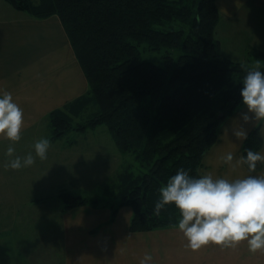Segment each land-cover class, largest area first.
I'll use <instances>...</instances> for the list:
<instances>
[{
	"label": "trees",
	"instance_id": "trees-1",
	"mask_svg": "<svg viewBox=\"0 0 264 264\" xmlns=\"http://www.w3.org/2000/svg\"><path fill=\"white\" fill-rule=\"evenodd\" d=\"M6 1L33 18L56 15L87 79L84 93L47 114L51 138L106 125L119 150L132 153L138 166L134 170L125 160L103 199L131 207L132 232L175 226L180 211L174 203L159 215L154 211L158 189L181 167L201 175L202 157L220 124L243 105L240 81L255 68L222 52L214 35L216 0ZM141 44L165 47L164 65L143 59ZM174 47L181 50L175 62ZM250 53L264 59L262 50ZM262 144L258 123L247 132L242 155ZM261 167L258 161L251 171ZM59 197L63 211L102 204L67 190Z\"/></svg>",
	"mask_w": 264,
	"mask_h": 264
},
{
	"label": "crops",
	"instance_id": "crops-1",
	"mask_svg": "<svg viewBox=\"0 0 264 264\" xmlns=\"http://www.w3.org/2000/svg\"><path fill=\"white\" fill-rule=\"evenodd\" d=\"M2 1L0 11L8 16L0 13V92L12 93L13 99L23 109L24 120L22 139L12 141L0 134V143H6V149L14 145L17 150L25 135L27 145L35 142L33 137L38 140L46 136L51 145L49 158H52L56 154L51 151L57 143L65 149L61 139H66L67 145L76 140L69 141L64 135L51 138L47 114L84 93L88 87L87 79L56 15L33 18L21 11H10ZM216 6L219 11L217 24L226 19L227 32L240 31L252 40L251 32L257 28L256 31L262 34L261 42H264V16H254L260 9L264 13V0H216ZM251 10L253 13L249 12ZM257 45H260L258 41ZM260 49L264 51V45ZM260 66H264V62H260ZM244 110L246 106L243 104L220 124L217 140L202 157L201 174L210 173L227 179L264 174V161L258 171H250L239 162L244 139L237 138L232 130L241 125L248 132L260 123L263 144L259 151L264 152V120L244 122L240 117ZM41 121L44 123L40 124ZM35 125L38 129L30 131ZM34 131L38 134L31 137ZM19 146L23 148V144ZM228 152L234 154L233 160L225 162L223 157ZM47 158L41 160L46 161ZM30 181L33 193L30 201L36 206L32 207L40 208L35 217L39 220L51 218L53 222L49 220V223L53 228L27 229L18 224V231L13 233L12 228L0 226V264H35L36 261L44 264L45 261L47 264H139V258L146 251L152 253L154 264H264V249L251 252L246 241L235 247H222L210 242L193 250L185 246L186 238L177 225L132 232L129 229L132 209L127 205L119 206L117 201L96 206L81 205L63 211L59 192L51 195L44 190L37 191L40 180ZM4 193H7V188ZM29 194L30 190L27 191ZM113 208H116L114 213ZM55 233L59 234L58 241ZM16 238H27L30 243L21 245Z\"/></svg>",
	"mask_w": 264,
	"mask_h": 264
},
{
	"label": "clouds",
	"instance_id": "clouds-1",
	"mask_svg": "<svg viewBox=\"0 0 264 264\" xmlns=\"http://www.w3.org/2000/svg\"><path fill=\"white\" fill-rule=\"evenodd\" d=\"M240 84V96L246 106L240 117L244 122L264 120V71L258 66L248 70ZM23 120V109L12 93L0 92V134L12 141L20 140ZM232 134L247 138L243 125L234 128ZM49 146L46 136L36 140V155L45 158ZM6 151L12 158L5 167L19 169L35 162L32 153L13 156L14 145H9ZM233 156L228 152L223 159L230 162ZM258 161H264V152L251 148L239 158L250 171L256 169ZM158 191L154 211L159 215L168 204L174 203L180 211L176 225L186 238V247L197 250L210 242L235 247L246 241L251 252L264 249V174L227 179L210 173L193 175L181 167ZM139 264H154L152 253L146 251Z\"/></svg>",
	"mask_w": 264,
	"mask_h": 264
},
{
	"label": "rangeland",
	"instance_id": "rangeland-1",
	"mask_svg": "<svg viewBox=\"0 0 264 264\" xmlns=\"http://www.w3.org/2000/svg\"><path fill=\"white\" fill-rule=\"evenodd\" d=\"M2 4L12 12L20 11L15 9L6 0H3ZM249 12L253 13V10ZM0 13L8 16L7 14H4L3 10L0 11ZM260 15L264 16L263 9H260L258 12L256 11L254 14L256 17ZM251 20H254V17H252ZM179 26L180 25L178 24L175 27ZM226 27L229 28L226 19L223 18L216 25L214 31L215 37L221 41L222 52L233 61H247L251 67H259L260 62H264V59H259L254 55H251L250 49L261 50V46L264 45V42H261L262 34H259L256 31V28V30L251 32L253 35L252 40H249L240 31L233 33L227 32ZM187 28L188 26H186V30ZM247 35L250 34L247 32ZM256 41H258L260 45L256 46ZM250 46L253 47L249 49ZM139 50L143 59L152 61L157 65H164V55L167 51L165 47L162 46L158 49H148L144 48V45L141 44ZM180 51V47H174V49L171 50L173 62L176 61ZM43 123L44 121H41L40 124ZM38 125H35L34 129L31 128L30 131L38 129ZM29 133L30 132H28V134ZM34 134H38L37 131H34L31 137H33ZM64 136H66L69 141L76 140L75 143L73 142L72 145H67L66 139H61L66 145L65 149L60 148L57 143L51 151L56 154L52 155V158H49L48 154V150L51 148L50 145L45 157L48 158L46 161H43L41 160L42 158L35 153V142L27 145V142H25V135L23 142L18 143L21 146L23 144V148L17 145L18 149H15L13 156L19 155L23 157L28 153H32L35 157V162L32 165L19 169L5 167L12 157L7 154V149L5 148L6 143H0V191H2V193L0 192V197H3V199L0 200L1 227L12 228L14 231L13 233L18 231L19 228H16V225L18 224L24 226L21 228L27 229L53 228V225L49 223V220L53 222L51 218L39 220L38 217H35V215H37L35 212L40 208H33L36 206L32 205V202L30 201V198L33 195L31 191L32 184L30 181L32 179L40 180V185L37 191L44 190L43 192L45 193L57 195L61 190H67L72 194L98 198L100 203H110L109 200L103 199L108 198L105 196L106 194L109 195L105 192L106 186L115 179V176L122 167L121 165L124 164L125 160H130V162L132 161V163H134V170H136L138 166L134 161L132 153H123L118 149L107 129V126L104 124H100L94 128L88 127L85 132L71 130ZM33 138H35L36 141L37 137ZM87 142H89V144ZM25 143L26 146L24 147ZM65 160L66 163L64 162ZM18 179L22 180L18 181ZM5 188H7L6 194L4 193ZM29 190L30 194L27 195V191ZM50 200L53 202L54 198L51 197ZM59 203H62V201H59ZM54 237L57 238V241L59 240V234L55 233ZM19 240L20 239H17L18 243ZM20 243L21 245H26L30 242H28L26 238L20 240ZM38 252L39 250L36 251L35 254H38ZM35 264L44 263L42 261H36ZM45 264H47L46 261Z\"/></svg>",
	"mask_w": 264,
	"mask_h": 264
}]
</instances>
